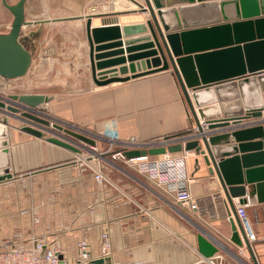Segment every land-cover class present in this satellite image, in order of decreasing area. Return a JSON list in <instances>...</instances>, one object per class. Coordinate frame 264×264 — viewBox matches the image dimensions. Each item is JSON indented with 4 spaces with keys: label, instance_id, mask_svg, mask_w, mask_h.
I'll return each instance as SVG.
<instances>
[{
    "label": "crops",
    "instance_id": "0c3cea01",
    "mask_svg": "<svg viewBox=\"0 0 264 264\" xmlns=\"http://www.w3.org/2000/svg\"><path fill=\"white\" fill-rule=\"evenodd\" d=\"M135 1L143 3L27 0L25 19L30 25L24 34L33 35V59L26 76L12 79H23V87L29 89L19 95L49 96L48 118L64 126L85 127L101 136L112 127L122 140L188 137L194 120L172 70L105 86L93 79L88 20L92 27L145 21L148 15L140 12ZM12 21L13 15L0 0V34L9 32ZM224 85L228 87L225 93ZM224 85L217 92L219 97L238 95L240 102L237 82ZM245 113L241 103L222 111L223 117ZM255 120H264V116L238 127L251 126L248 124ZM11 123L14 128L8 129V141L13 177L0 182V245L11 241L26 245L28 237H46L50 243L59 244L72 260L82 239L97 251L106 228L112 243V264H210V260L214 264H264V202L247 196L252 203L247 214L256 234L247 245L244 228L217 175L209 174L203 156L194 150L169 154L187 155L196 208L177 201L138 167L160 155L127 159L115 147L105 152L109 181L98 183L90 171H82L77 153L21 131L26 124L18 119ZM71 141L74 145L82 143ZM97 145L101 151L108 149L106 140L97 141ZM252 166L264 168V156L256 157ZM234 203L237 210L238 199ZM234 226L243 246L232 241ZM200 234L220 247L213 257L200 253Z\"/></svg>",
    "mask_w": 264,
    "mask_h": 264
},
{
    "label": "water",
    "instance_id": "95a60500",
    "mask_svg": "<svg viewBox=\"0 0 264 264\" xmlns=\"http://www.w3.org/2000/svg\"><path fill=\"white\" fill-rule=\"evenodd\" d=\"M26 1L10 4L9 0H2L13 15L9 32L0 34V76L4 79L26 76L32 65L33 35L24 34V28L30 25L25 19ZM135 2L140 12L148 15L145 21L92 27L91 19L88 20L93 79L97 85L105 86L172 70L201 135L168 147L133 149L123 154L135 159L194 150L203 156L209 174L217 175L239 218L234 199L244 204L247 196H256L259 203L264 202V168L252 166L256 157L264 156V124L238 127L264 116V0ZM232 81L237 82L246 113L223 117L225 105L219 103L223 97L218 93ZM50 100L51 97L39 94L0 97V182L13 177L8 129L14 128V119L26 124L21 131L74 153L81 150L72 139L97 145L92 136L48 118L45 114ZM232 241L244 245L235 226ZM244 241L250 245L247 237ZM198 245L206 258L220 250L205 234L198 236ZM91 264H112V259H95Z\"/></svg>",
    "mask_w": 264,
    "mask_h": 264
},
{
    "label": "built area",
    "instance_id": "2783aa9c",
    "mask_svg": "<svg viewBox=\"0 0 264 264\" xmlns=\"http://www.w3.org/2000/svg\"><path fill=\"white\" fill-rule=\"evenodd\" d=\"M31 111L38 112L37 109H31ZM201 124L206 129L205 122H201ZM257 124H264V120H255L248 125L254 126ZM71 127L78 132L92 136L97 141L106 140L108 142L107 152L118 147L122 153L133 149L168 147L201 135L196 125V127L190 130L188 137H165L151 141H141L135 137H131L122 140L118 132L112 127H109L106 136L89 133L78 127ZM75 146L81 150L80 153H77V163L82 168V171H90L98 183L109 181L105 173V152L99 151L98 145L90 146L82 142ZM165 155L169 156L165 157ZM170 155L172 154L160 155V158L143 163L141 166L138 165V167L168 193L173 194L177 201L196 208V199L190 189L191 178L186 167L187 155L183 154L181 157ZM251 206L250 198H247L246 203L238 204L237 206V215L249 242H253L256 239L255 231L247 214V209ZM27 242L26 245L19 244L16 241L2 243L0 245V264H91L95 259L105 258L112 254L111 238L106 228L101 235L97 251L92 249L86 239H82L77 243V251L72 260L66 256L65 251H63L59 244L50 243L46 237H28ZM44 248H46L45 255L42 257L41 254ZM209 263L214 264L213 260H210Z\"/></svg>",
    "mask_w": 264,
    "mask_h": 264
},
{
    "label": "rangeland",
    "instance_id": "374dc122",
    "mask_svg": "<svg viewBox=\"0 0 264 264\" xmlns=\"http://www.w3.org/2000/svg\"><path fill=\"white\" fill-rule=\"evenodd\" d=\"M22 81H23V79H21V80H7V81H4V80H1L0 79V96H4V97H7L8 98V96H10V95H19V93L25 92L26 91L25 89L27 87L26 88L23 87V82ZM235 96L236 97H233V96H225V97H223V98L220 99L219 103L225 105V107H224L225 110H228L230 108V106L238 105L239 103H241L243 105L242 99L239 102L238 101L239 100L238 99V95H235ZM193 120H194V118H193ZM70 126H75V127L80 128V129H84L85 131H87L89 133H93V134L99 135V134H97V133L93 132L92 130L87 129L85 127H81V126L69 124V127ZM193 127H196L195 120L192 123V128ZM99 151H101V150L99 149ZM101 152H107V151L104 150V151H101ZM121 153H122V151H121Z\"/></svg>",
    "mask_w": 264,
    "mask_h": 264
},
{
    "label": "bare ground",
    "instance_id": "6f19581e",
    "mask_svg": "<svg viewBox=\"0 0 264 264\" xmlns=\"http://www.w3.org/2000/svg\"><path fill=\"white\" fill-rule=\"evenodd\" d=\"M84 130V129H83Z\"/></svg>",
    "mask_w": 264,
    "mask_h": 264
},
{
    "label": "trees",
    "instance_id": "16d2710c",
    "mask_svg": "<svg viewBox=\"0 0 264 264\" xmlns=\"http://www.w3.org/2000/svg\"><path fill=\"white\" fill-rule=\"evenodd\" d=\"M120 152V151H119Z\"/></svg>",
    "mask_w": 264,
    "mask_h": 264
}]
</instances>
